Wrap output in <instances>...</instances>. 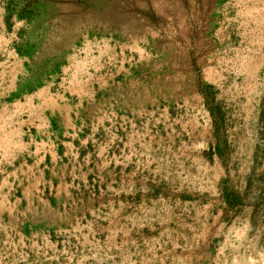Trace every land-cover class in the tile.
Here are the masks:
<instances>
[{"label":"rangeland","instance_id":"obj_1","mask_svg":"<svg viewBox=\"0 0 264 264\" xmlns=\"http://www.w3.org/2000/svg\"><path fill=\"white\" fill-rule=\"evenodd\" d=\"M25 1L32 15L19 18L16 6L7 20L6 6L24 0H0V104L11 101V81L19 94L49 87L72 110L71 122L54 123L63 124L59 139L75 124L79 142L55 171L48 206L25 224L23 208L0 214V264H149L155 250L142 238L166 206L140 188L171 176L198 186L213 172L250 222L246 232L236 225L222 264H264V96L245 95L258 92L253 81H229L228 90L220 80L251 73L264 1ZM101 57L109 58L106 86ZM67 72L69 90L60 86Z\"/></svg>","mask_w":264,"mask_h":264},{"label":"crops","instance_id":"obj_2","mask_svg":"<svg viewBox=\"0 0 264 264\" xmlns=\"http://www.w3.org/2000/svg\"><path fill=\"white\" fill-rule=\"evenodd\" d=\"M251 48L253 51H248L254 55L247 63L251 73H241L237 77L224 73L220 80L225 81L226 88L229 81L233 84L237 80L253 81L258 85V92L251 91L245 95L260 98L264 96V43ZM89 61L93 64L96 58L90 57ZM97 61L101 64L99 75L105 84V80L111 75L108 68L109 58L101 57ZM17 62L15 59L6 64V67H11L13 72ZM87 74L89 78L95 77L93 74ZM73 78V75L67 72L60 86L69 90ZM10 83H13L9 86L11 101L0 104V110L7 114L0 122V214L8 217L23 208L25 224L37 213L40 203L48 206L47 202L56 197L57 194L53 192V176L61 162L68 160L72 155L66 153V150L78 145L79 130L75 124H69L73 134L61 141L58 136L60 132L55 130L56 126L63 124L54 123L62 119L71 122V107L60 104L61 96L51 93L49 87L19 94L15 82ZM106 85L107 82L104 86ZM87 88L91 91L94 85L89 83ZM66 91L63 90V94L67 93ZM148 125L147 137L155 138L156 131L151 130V124ZM153 127L155 128V124ZM60 149L64 151L58 152ZM208 150L212 152V164L218 165L216 146L211 144ZM202 178V184L198 186L169 183L171 176L165 179L164 184L140 188L142 192H156V201L166 206L162 212L165 217H158L155 224L151 223L150 237L142 238V244L149 242V249L155 250L149 255V264H222V258H229L225 251L235 241L234 237L238 232L236 225H244L243 229L247 231L249 218L246 220L237 215L242 206L234 204L224 194L225 191L221 187L222 175L213 172L212 175L207 174ZM162 192L165 193L164 197L159 196ZM245 207L246 204L243 208Z\"/></svg>","mask_w":264,"mask_h":264},{"label":"trees","instance_id":"obj_3","mask_svg":"<svg viewBox=\"0 0 264 264\" xmlns=\"http://www.w3.org/2000/svg\"><path fill=\"white\" fill-rule=\"evenodd\" d=\"M16 6H18L17 7L18 9L16 11L18 12V17L19 18H25L27 16L32 15V10L30 8V4L24 0V4H20L19 3V4H16V5H13L11 7L10 6H6L5 11L8 14L7 20L9 18V16H10V13H12L13 11H15ZM6 23H7L8 27H9L8 22H6ZM34 89H32V90L31 89H28V92L27 93H30V92L34 91Z\"/></svg>","mask_w":264,"mask_h":264}]
</instances>
